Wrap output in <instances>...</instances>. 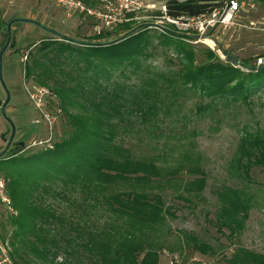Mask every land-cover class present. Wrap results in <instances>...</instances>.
Here are the masks:
<instances>
[{"label":"trees","instance_id":"16d2710c","mask_svg":"<svg viewBox=\"0 0 264 264\" xmlns=\"http://www.w3.org/2000/svg\"><path fill=\"white\" fill-rule=\"evenodd\" d=\"M81 1L90 7L100 3ZM237 1L171 0L158 16L193 19ZM131 24L118 31L127 34ZM151 26L110 46L79 45L55 35L42 42L33 65H26V77L35 75L39 86L57 96L48 107L62 109L68 131L53 148L29 155H22L25 149L11 151L0 158L11 168L7 189L17 216L8 218L13 230L3 239L15 264H161V251L151 239L175 217L166 206V189L199 195L207 179L189 154L169 165L160 124L180 115L179 100L189 94L200 99L195 110L202 115L220 104L249 106L264 92V64L237 58L216 40L223 60L212 49L195 46L189 32ZM113 31H102L90 43L112 41ZM168 52L175 56L168 62L176 69L153 67L151 59ZM230 168L248 181L254 168L264 169V128L244 130ZM218 198V232L240 235L253 198L228 186ZM185 238L193 252L214 253L197 237ZM61 255L65 259L57 263ZM226 264H264V254L240 248Z\"/></svg>","mask_w":264,"mask_h":264},{"label":"rangeland","instance_id":"374dc122","mask_svg":"<svg viewBox=\"0 0 264 264\" xmlns=\"http://www.w3.org/2000/svg\"><path fill=\"white\" fill-rule=\"evenodd\" d=\"M169 1L171 0H105L101 4L100 0L93 8H103L104 12H111L117 19H122L121 12L129 3L135 10L131 13L134 17L130 18L128 14L127 21L124 19L123 24L131 22L132 30L147 25H154L151 29L162 30L165 27L173 28L166 21L167 16H158V13L165 14V5ZM236 3L239 5L236 11H232V3L216 10L220 12L217 21L227 20L226 26L225 23L220 24L214 30L205 31L203 34L193 28L178 31L189 32L195 36L196 41L192 42L195 46L212 49L223 60L226 57L218 50L216 40L233 56L240 59L251 58L260 64L262 59L259 57L264 55V0H240ZM17 19L25 21L12 24L11 43L3 56V79L11 96L4 114L2 107L7 100V94L0 81V98L4 103L0 106V153L12 135L13 129L9 122L11 120L16 134L9 152L18 153L25 149L22 155H29L53 148L68 129L65 127L64 112L53 128L41 122L39 111L26 91L27 88L39 85L35 75L26 77V65H33L38 49L43 46L42 42L55 38L51 32L27 20L36 21L67 37L88 42L99 31L114 30L111 40L117 39L119 35H126V32L124 29L118 31L122 24L114 29H104L101 26L97 28L100 22L95 18L78 15L68 18L57 5L48 0H0V52L8 40V24ZM152 42L156 48V37H153ZM157 51L161 52L162 49ZM174 58L168 52L164 56L151 59L150 63L158 70L168 71L170 68L176 69L168 62V59ZM179 101L180 115H169L160 124L163 133L161 146H169L167 153L171 166L176 164L175 159L189 154L205 170L207 185L199 195H190L183 189H166V206L175 217L168 218L167 226L162 228L157 237L151 239L161 251V264H226V260L240 248L264 254V169L254 168L251 181H248L239 179L230 168L244 130L264 128V92L254 97L249 106L226 107L220 104L217 110L202 115L195 110L201 102L198 96L189 94L181 97ZM50 102L53 101L49 100ZM47 110L50 113L55 111L49 107ZM37 120L40 121L38 124L35 123ZM10 171L7 163H0V180L5 182L9 199L7 173ZM226 186L242 189L253 198L250 217L244 230L233 238L229 237L226 230L224 233L218 232L216 225L220 211L218 192ZM11 216H17V212L12 206L10 208L3 203L0 194V240L5 245L9 241L3 238L8 239L13 230L8 223ZM186 235L195 236L210 245L214 253L203 256L193 252L186 246ZM8 246L10 248V244ZM64 257L61 255L57 263H62Z\"/></svg>","mask_w":264,"mask_h":264},{"label":"built area","instance_id":"2783aa9c","mask_svg":"<svg viewBox=\"0 0 264 264\" xmlns=\"http://www.w3.org/2000/svg\"><path fill=\"white\" fill-rule=\"evenodd\" d=\"M49 2L54 3L59 7L68 18H72L73 16H85V17H91L98 20L100 23L97 24V28L99 26L103 27L104 29H114L115 27L119 26L120 24H123V22L127 21L126 16L128 14L133 13L135 10L131 6V4L127 3L125 7L122 10L121 16L122 19H117L116 16H114L111 12H104L103 8H93L88 5H86L81 0H48ZM105 0H101V4L104 3ZM234 5V8L232 11H236L238 9V4L236 2H232ZM132 7V8H131ZM123 12L124 15H123ZM220 12L214 11L210 15L200 16L198 18H187V19H174L170 17H166V21L175 29H184L187 28H193L196 31L205 33V31L214 30L218 25L224 24L226 26V23H228L227 20L222 19L221 21H217V17ZM125 19V21H124ZM102 31H99L98 34H100ZM27 59V56L26 58ZM258 64L261 66L264 64V60H260ZM28 96L30 98V101L33 103L35 108L39 111L41 122L43 121L46 125H48L50 128H53L54 124L59 119L60 115L62 114V110L60 108H57L54 113H50V111L47 110L49 100L55 101L57 99V96L50 91L48 88L43 86H34L32 88L26 89ZM40 121H35L36 124H38ZM0 194L3 200V203L8 205V207L11 208V201L6 195V186L5 182L0 180ZM0 264H15L10 256V248L8 245H5L0 240Z\"/></svg>","mask_w":264,"mask_h":264},{"label":"water","instance_id":"95a60500","mask_svg":"<svg viewBox=\"0 0 264 264\" xmlns=\"http://www.w3.org/2000/svg\"><path fill=\"white\" fill-rule=\"evenodd\" d=\"M15 22H24L25 20H14ZM27 21H30V22H33L35 23L37 26L41 27V28H44V29H47L49 32H51L52 34L58 36L61 38V40H66L67 42H71V43H74V44H79V45H97V44H100L102 46H110V45H114V44H117L121 41H123L124 39H126L127 37L131 36L133 33L137 32L139 30V28H136L132 31H130L129 33H127L126 35L122 36L121 38L117 39V40H112V41H109V42H103V43H90V42H85V41H81V40H77V39H73V38H70V37H67L55 30H52V29H48L46 28L45 26H43L42 24L36 22V21H33V20H27ZM148 26V25H147ZM12 23H10L8 25V40L5 44V46L3 47V49L1 50L0 52V81L2 83V85L4 86V89H5V92L7 94V100L5 102V104L3 105L2 107V111L6 112V106L8 104V102L10 101V92L8 90V88L6 87L5 83H4V79H3V56H4V53L6 51V49L9 47L10 43H11V38H12ZM11 126H12V135L10 137V139L8 140L7 144H6V147L4 148V150L0 153V158L4 157L10 150L12 144H13V141H14V138H15V127H14V124L11 120H9ZM22 147L24 146V144L22 143L21 144Z\"/></svg>","mask_w":264,"mask_h":264}]
</instances>
